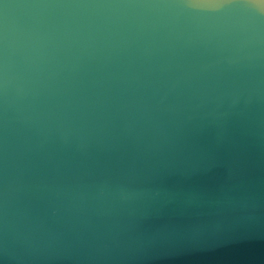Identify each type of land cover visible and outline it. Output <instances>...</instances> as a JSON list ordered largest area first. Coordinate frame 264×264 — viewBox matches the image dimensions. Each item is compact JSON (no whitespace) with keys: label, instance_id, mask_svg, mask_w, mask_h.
Wrapping results in <instances>:
<instances>
[{"label":"water","instance_id":"water-1","mask_svg":"<svg viewBox=\"0 0 264 264\" xmlns=\"http://www.w3.org/2000/svg\"><path fill=\"white\" fill-rule=\"evenodd\" d=\"M0 264H264V0H0Z\"/></svg>","mask_w":264,"mask_h":264}]
</instances>
